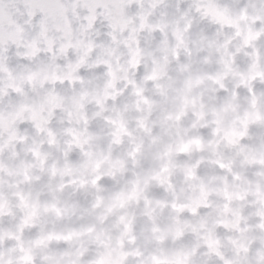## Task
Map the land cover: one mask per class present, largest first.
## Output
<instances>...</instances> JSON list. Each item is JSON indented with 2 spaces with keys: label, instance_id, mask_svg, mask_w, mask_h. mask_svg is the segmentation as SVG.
<instances>
[{
  "label": "clouds",
  "instance_id": "obj_1",
  "mask_svg": "<svg viewBox=\"0 0 264 264\" xmlns=\"http://www.w3.org/2000/svg\"><path fill=\"white\" fill-rule=\"evenodd\" d=\"M0 264H264V0H0Z\"/></svg>",
  "mask_w": 264,
  "mask_h": 264
}]
</instances>
